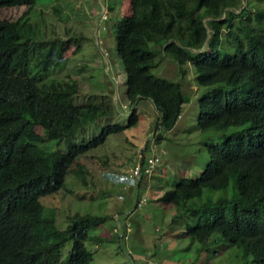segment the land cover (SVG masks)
I'll list each match as a JSON object with an SVG mask.
<instances>
[{
	"label": "trees",
	"instance_id": "1",
	"mask_svg": "<svg viewBox=\"0 0 264 264\" xmlns=\"http://www.w3.org/2000/svg\"><path fill=\"white\" fill-rule=\"evenodd\" d=\"M49 1L0 0V12L28 7L0 17V264L92 263L86 241L102 242L93 232L112 215H62L41 198L64 188L79 157L137 124V99L152 101L161 128L177 123L186 96L179 80L155 71L165 58L183 72L193 67L196 86L207 88L197 95L198 131L218 135L205 143L200 175L161 183L159 209L171 205L173 216L185 218L198 255L223 241L264 264V0H126L131 12L113 26L132 103L126 124L114 116L111 93L81 101L83 80L53 75L85 36L58 29L40 8ZM60 5L53 12L62 22ZM38 126L52 141L33 139ZM86 172L77 171L84 183ZM116 172L104 171L103 182L126 186L106 177Z\"/></svg>",
	"mask_w": 264,
	"mask_h": 264
},
{
	"label": "rangeland",
	"instance_id": "2",
	"mask_svg": "<svg viewBox=\"0 0 264 264\" xmlns=\"http://www.w3.org/2000/svg\"><path fill=\"white\" fill-rule=\"evenodd\" d=\"M55 4H64L60 5L62 22H59L58 16L53 12ZM40 8L61 31L69 28L71 32L83 31L85 36L79 50L74 52L71 49L63 66L54 70L53 75L62 78L70 73L83 80L85 84L81 101L100 91L111 93L120 113L114 116L126 124V112L130 110L132 103L125 97L122 61L116 52L113 26L122 20L124 14H130V2L50 0ZM27 9V6L6 8L0 12V17L16 16ZM161 65L155 71L179 80L186 96L177 123L171 129L161 128L158 125V110L152 101L147 98L137 99V124L113 134L103 146L79 157L71 167L64 188L42 197L41 201L46 207L59 208L62 215H66L70 209L93 210L112 215L93 232L105 239L102 242L86 241L93 255L91 264H254L250 253L237 244H226L223 241L213 243L210 253L198 255V244L191 242L185 218L173 216L171 205L163 206L168 207L166 213L159 209L161 204L157 197L162 192L161 183L164 181L169 184V181L183 175L191 179L200 175L206 166L205 143L218 135L217 132L198 131L197 95L204 93L207 88L196 86L193 67L185 65V72L180 71L170 58H165ZM110 122L115 123L114 117L110 118ZM46 138L52 141L53 135L48 136L46 130L36 127L33 139L44 142ZM61 146L65 149L64 143ZM151 152L159 156L158 168L144 178L138 187L103 182L104 171L125 172L139 159L142 161L144 156L151 155ZM78 170L87 171L84 173L87 183L77 174ZM140 198L142 204L135 207V202ZM117 217L122 222L128 217L132 224L128 231L129 237L124 242L119 235ZM66 226L67 222H59V227ZM124 230L126 229L122 227L121 231ZM71 246V242L63 246L64 257ZM127 249L133 252L129 254Z\"/></svg>",
	"mask_w": 264,
	"mask_h": 264
},
{
	"label": "built area",
	"instance_id": "3",
	"mask_svg": "<svg viewBox=\"0 0 264 264\" xmlns=\"http://www.w3.org/2000/svg\"><path fill=\"white\" fill-rule=\"evenodd\" d=\"M158 158L159 156L155 152H151V155L145 157L142 161L136 162L133 166H131L125 172H119L113 174H107L106 177L110 179H115L116 181L125 183L129 187H138L139 183L142 179L150 176L158 167ZM111 175V176H110ZM142 204V200L140 204L135 203V207H139ZM127 214H130L127 212ZM118 222V231L120 236L122 237V242L129 237V229L132 227L130 221H128V217L124 218V221H119L118 217L116 218ZM124 227L126 230L121 231V228ZM127 252L131 254L133 251L131 249H127ZM163 264V263H162Z\"/></svg>",
	"mask_w": 264,
	"mask_h": 264
},
{
	"label": "clouds",
	"instance_id": "4",
	"mask_svg": "<svg viewBox=\"0 0 264 264\" xmlns=\"http://www.w3.org/2000/svg\"><path fill=\"white\" fill-rule=\"evenodd\" d=\"M124 104H126V103H124ZM158 168V167H157ZM155 172V171H154ZM143 180V179H142Z\"/></svg>",
	"mask_w": 264,
	"mask_h": 264
},
{
	"label": "crops",
	"instance_id": "5",
	"mask_svg": "<svg viewBox=\"0 0 264 264\" xmlns=\"http://www.w3.org/2000/svg\"><path fill=\"white\" fill-rule=\"evenodd\" d=\"M172 256V255H171ZM171 256H168V257H171Z\"/></svg>",
	"mask_w": 264,
	"mask_h": 264
}]
</instances>
